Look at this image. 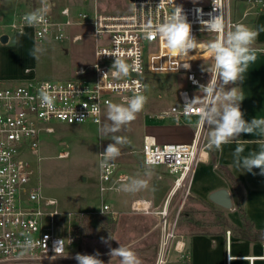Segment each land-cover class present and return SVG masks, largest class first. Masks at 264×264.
I'll return each mask as SVG.
<instances>
[{
  "label": "built area",
  "instance_id": "1",
  "mask_svg": "<svg viewBox=\"0 0 264 264\" xmlns=\"http://www.w3.org/2000/svg\"><path fill=\"white\" fill-rule=\"evenodd\" d=\"M207 4L182 6L188 21L192 25V34L198 41L207 43L216 33L202 30L201 21L210 20L220 15L225 30H230L235 23H228L226 10L228 0H207ZM49 11L46 23L33 27L24 24L20 14L11 23L15 33L21 29L25 33L32 30L37 42L52 36L56 40L68 38L72 27L91 26L95 40L94 62L89 68H80L67 80L29 79L19 83L0 81V264H77L73 250L77 237L76 229L80 219L88 214H115L105 200L109 192L119 191V183L126 175H118L119 167L115 161H109L102 167L103 158L99 155V191L101 205L90 206L86 211H64L59 202L43 193L41 183L36 178V170L31 159L40 157L42 138L55 134V124L81 125L91 123L101 126L104 119L106 102H123L137 90V84L146 90L148 74L183 75L186 85L179 91L180 103L160 115V119L172 116L175 119L197 117L193 107L185 114L183 106L193 99L199 85H206L210 74L201 71L197 60L170 57L163 42L158 38H145L146 27L162 22L172 12L169 0H130V11L126 14H106L103 12L72 13L68 6H59L56 1L45 3ZM159 6V7H158ZM75 36L73 41L80 39ZM209 53L204 49L190 54ZM119 56L136 71L129 77L115 79L111 74L114 57ZM178 63H189L190 69L182 66L175 72L170 69ZM108 73L104 78V74ZM196 81L197 83H194ZM55 97L52 110L42 106L39 90L42 86ZM126 85V87H125ZM87 104V108L84 107ZM98 106V110L93 106ZM83 121L81 122V119ZM198 129L201 126L197 125ZM199 140L191 143H159L155 136L145 135L141 154L143 164L153 160V166H165L174 177L175 187H186L193 180L196 165L202 156ZM105 149H101L99 154ZM68 156L64 153L61 156ZM92 207V209H90ZM131 210L137 213H153L161 217L163 237L160 242L155 264H166L169 252L184 253V236L176 232V222L168 225L170 213L167 208L157 212L152 203L136 200L131 203ZM103 211V212H102ZM72 221L76 227L72 228ZM67 228V229H66ZM31 239L35 247L26 248V240ZM60 241L61 251L55 252Z\"/></svg>",
  "mask_w": 264,
  "mask_h": 264
},
{
  "label": "rangeland",
  "instance_id": "2",
  "mask_svg": "<svg viewBox=\"0 0 264 264\" xmlns=\"http://www.w3.org/2000/svg\"><path fill=\"white\" fill-rule=\"evenodd\" d=\"M64 1L72 4L77 13L85 11L93 14L94 5L95 8H100L102 12L109 14H126L130 11V0H83L87 5L85 4L82 9L78 3L81 0ZM207 2V0H179L180 4L186 5L207 4ZM6 23L11 24L10 21ZM9 30L7 28L5 31L9 33ZM71 31L73 35L83 33L84 37L73 41L70 32V35L67 34L68 38L63 40L48 36L41 42L43 52L38 54V58L32 56L29 63L23 65L11 56V69L20 72L29 67L30 71L34 69L37 72L38 79L43 80L71 78L72 71L78 66L91 65L92 61L88 53H93L96 45L90 35L91 28L88 26L73 28ZM211 64V57L196 62L199 69ZM185 85L183 75H147L144 95L148 100L143 111L125 130L117 133L128 140L127 144L119 146L121 155L114 160L120 171L126 168L139 169L143 159L141 150L144 134L149 129L176 123L172 116H166L164 119H160L159 116L180 103L179 91ZM197 95L199 90L194 92V96ZM106 109L102 125L108 123ZM191 120L194 118L184 119L182 123L188 124L192 122ZM102 125L55 124V134L44 135L42 138L41 160L39 161L37 157L31 159L43 193L56 199L64 211H86L90 206L97 209L101 205L99 152L112 143L111 135L101 134ZM66 152L68 157L61 158V155ZM145 171L146 168L143 172ZM177 197L175 196L172 206L178 201ZM128 198L125 195L109 192L105 195V200L111 205L115 214L92 213L80 219L76 229L77 241L71 253L92 255L99 252V259L103 260L104 264H120L118 257L111 258L109 255V245L111 248H117L120 243L130 246L140 258L141 264H155L163 237L162 218L153 213L133 212ZM182 202L184 206L181 205L183 210L179 223H188L192 232L219 230L230 224L225 212L228 210H222L213 204L202 203L187 195L181 199L180 203ZM173 216L174 213L168 218V225L177 220ZM108 217L112 219L114 227L106 225ZM71 226L76 227L75 221H72ZM109 236L115 240H109L108 244L101 242V237L107 239ZM173 251L172 249L169 258L173 255Z\"/></svg>",
  "mask_w": 264,
  "mask_h": 264
},
{
  "label": "crops",
  "instance_id": "3",
  "mask_svg": "<svg viewBox=\"0 0 264 264\" xmlns=\"http://www.w3.org/2000/svg\"><path fill=\"white\" fill-rule=\"evenodd\" d=\"M50 1H56L59 6H68L72 13H77L75 7L64 0H0V39L3 35L8 36V42L0 45V81L8 83H19L29 79H38L37 72L26 67L20 72L11 69V56L22 62L23 65L29 63L31 51L34 43H39L34 37L32 30L28 29L23 36L15 33L10 28L11 24L18 15L30 13ZM61 3V4H60ZM65 5H63V4ZM82 7L87 5L83 0L78 2ZM226 10L227 22L235 24H244L250 28L259 31V35L254 43L257 59L249 65L248 71L245 73L243 82L235 85H228V88L239 87L238 91L243 94L244 100L241 102V111L244 113V119L251 121L255 117L264 118V0H228ZM95 12H102L100 8H95ZM85 12V11H82ZM106 13V12H103ZM109 14V13H106ZM84 27V26H80ZM86 27V26H85ZM90 35L93 37V28ZM9 28V33L5 30ZM68 34H72L71 29ZM70 32V33H69ZM84 37L83 33L72 34ZM94 39V38H93ZM215 40V36L211 35L207 38V42ZM41 45V42L39 43ZM95 49V48H94ZM202 50V49H201ZM89 59L94 62V52L88 53ZM208 53H197L187 57L188 60H197L202 57H208ZM91 65H80L75 68L71 77L75 75L80 68H89ZM70 79V78H69ZM190 123H182L184 119H175L174 124L162 125L149 129L145 135H153L159 143H191L199 140L202 145V156L196 165L192 182L186 187H175L173 175L165 166H152V175L149 179V186L146 190L137 193H125L123 191H114L120 195H125L130 199L131 203L136 200H146L152 203V209L161 212L167 208L170 217L174 213L177 218L176 232L184 236L186 250L184 253L173 251V255L167 257L166 264H264V242L252 241L239 237L235 229L242 228V221L236 209L238 197L234 187L230 181L218 169L217 165H225L230 168L232 173L238 179L244 192V208L255 224L258 231L264 232V175L260 174V169L254 168L253 171H239L233 164V152L236 143L223 145L222 151L208 150L207 137L208 129L201 127L198 129L196 117ZM188 119V118H185ZM241 140L251 141L245 143L244 155L259 150V141L264 137L259 135L241 134ZM142 155V154H141ZM212 156L215 157L217 165L214 163ZM143 170L145 165L142 162L139 169L126 168L120 171L118 175H126L127 177H144ZM119 189L121 183L118 184ZM220 189H227L233 201V209L227 212L229 225L219 230H203L192 232L188 223H179L184 202L180 203L185 195L191 196L205 204H213L218 208L222 207L212 203L209 196ZM112 193V192H111ZM177 197V202L172 206L173 200ZM183 205V206H181ZM226 210V209H224Z\"/></svg>",
  "mask_w": 264,
  "mask_h": 264
},
{
  "label": "clouds",
  "instance_id": "4",
  "mask_svg": "<svg viewBox=\"0 0 264 264\" xmlns=\"http://www.w3.org/2000/svg\"><path fill=\"white\" fill-rule=\"evenodd\" d=\"M169 2L172 4L171 14L155 26L149 24L145 30V38L148 40L158 38L163 42L172 58L184 59L189 57L192 51L204 49L209 52L212 59L210 66L204 65L201 68V71L210 74V80L206 85H199V95L187 101L183 106L185 114H188L193 107L196 108L198 125L208 129V150L222 151L223 145L235 142L237 146L233 152L234 166L239 171L250 173L254 168H258L260 174L264 175V140L258 142V151L244 155L243 145L251 141L239 139L241 134L264 137V118L255 117L250 122L246 121L240 107L244 100L243 94L238 91L239 87H227L230 84L235 85L238 82H243L249 65L256 61L254 43L259 31L244 24H235L226 31L222 17L217 15L210 20L201 21L202 30L218 34L215 40L204 43L198 41L192 34V25L188 21L183 7L176 5L174 0H169ZM213 4L216 8V0H213ZM48 11V5L42 3L39 9L25 14L23 17L25 26L35 28L46 23ZM19 35H24L22 29ZM42 52V46L39 43H34L30 55L33 58H38V54ZM111 56L115 58L110 70L115 79L129 77L130 73L136 71L134 66L128 64L124 59L116 55ZM181 66L184 69H190L189 63H178L170 70L175 72ZM107 74L105 73L103 78ZM143 87L144 85L137 84L134 94L131 97H125L121 103L106 102L108 123H104L100 131L103 136L111 135L112 143H109L105 151L99 154L103 158L102 167L107 162L118 158L121 155L119 146L128 143L126 137L117 135V133L125 130L143 111L148 100L147 96L142 94ZM39 98L42 106L50 110L54 108L55 97L49 93L46 85L39 90ZM84 107L87 108V104H84ZM93 107L98 110V106L94 105ZM153 163V160L145 161L144 177H123L119 190L132 194L146 190L152 175ZM109 240L115 239L110 236L107 239L101 237L102 243L108 244ZM24 246L33 248L35 243L28 239ZM61 250L59 241L55 252ZM109 255L111 258L118 257L120 264H141L136 252L130 246L120 243L117 248H111L109 245ZM99 256V252L92 255L77 253L74 259L77 264H104Z\"/></svg>",
  "mask_w": 264,
  "mask_h": 264
},
{
  "label": "trees",
  "instance_id": "5",
  "mask_svg": "<svg viewBox=\"0 0 264 264\" xmlns=\"http://www.w3.org/2000/svg\"><path fill=\"white\" fill-rule=\"evenodd\" d=\"M212 159L214 163L217 165L216 159L214 156H212ZM217 167L223 173V175L230 181L238 197V203H237L236 209L242 221V228L235 229L237 231V235L243 239L264 242V232L258 231L255 228L254 222L249 217V215L247 214L244 208V192H243L242 186L240 185L238 179L232 173L229 167L225 165H219V164L217 165ZM106 225H110L111 227H114V223L112 222L111 218L108 217L106 219Z\"/></svg>",
  "mask_w": 264,
  "mask_h": 264
},
{
  "label": "water",
  "instance_id": "6",
  "mask_svg": "<svg viewBox=\"0 0 264 264\" xmlns=\"http://www.w3.org/2000/svg\"><path fill=\"white\" fill-rule=\"evenodd\" d=\"M0 41L3 44L7 43L8 42V36L3 35L0 39ZM209 200L212 203L222 207L223 209H226V210L233 209V201L231 198V194L227 189H220V190L213 192L209 196ZM90 209H92V207Z\"/></svg>",
  "mask_w": 264,
  "mask_h": 264
},
{
  "label": "bare ground",
  "instance_id": "7",
  "mask_svg": "<svg viewBox=\"0 0 264 264\" xmlns=\"http://www.w3.org/2000/svg\"><path fill=\"white\" fill-rule=\"evenodd\" d=\"M66 157H68V156H66V155H64V156H61V158H66Z\"/></svg>",
  "mask_w": 264,
  "mask_h": 264
}]
</instances>
